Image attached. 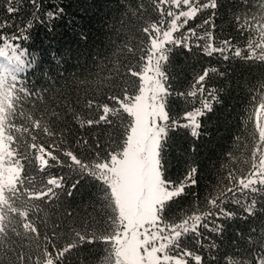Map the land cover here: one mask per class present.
Returning <instances> with one entry per match:
<instances>
[{"label": "trees", "instance_id": "1", "mask_svg": "<svg viewBox=\"0 0 264 264\" xmlns=\"http://www.w3.org/2000/svg\"><path fill=\"white\" fill-rule=\"evenodd\" d=\"M8 2L0 0V31L10 34L19 30L20 37L26 36L27 39L18 38L14 46L23 48L27 59L32 62L23 71L15 72V82L9 77L7 83L0 84V99L2 94L9 98L0 105L3 135L13 136L9 149L16 144L21 145L17 152L28 148V159L19 160L22 165L19 180L25 183L21 185L17 180L16 187L30 189L29 179L36 187H43L49 175L64 177L60 188L54 189L58 199L54 197L48 201L45 197L44 200L32 202L40 204L43 209L34 218L40 236L38 241L32 243L25 241L27 246L23 251L30 253L36 261L39 259L38 245L42 247L47 244L45 232L49 236L53 230L66 234L82 223L90 225L92 218L99 219L104 214L102 197L98 198L104 186L102 181L88 174L70 171L67 166L38 170V160L29 163L38 153L30 148L33 141L28 132L36 137L35 142L44 146L46 151H52L61 161L67 160L63 156L65 150H72L86 164L104 160L112 148H118L122 143L124 129L133 118L121 109L110 116L115 127L108 125L105 132L96 129V126L81 127L74 117L79 116L80 121L85 119L84 104L88 100L113 107L114 103L107 97L117 85L125 88L129 97L139 94L140 77L129 78L118 76V73L126 72L129 62L138 66L147 62L139 61V56L147 53L150 38L148 33L142 30L136 33L125 24L128 16L124 5L132 10L137 0H37L38 9L31 0H13L12 6L18 11L11 14L6 11ZM143 2L144 10L138 23L149 28L153 33L151 39H157L164 31L171 29L170 21L173 18L167 16V9L177 15L181 10H186L177 8L167 0L164 4H160L159 0ZM57 7L63 8V13L58 18L47 17L46 13L55 12ZM213 11L216 15L211 18V23L203 24ZM260 11H264V4L258 0H217L216 9L198 13L187 25L180 27L183 17L176 21L177 30L171 32V41L179 40L180 44L169 41L164 44L167 60L161 62V71L168 77L165 87L171 85L169 90L173 92V95L165 98V110L170 117L175 115L180 124L186 123L182 119L183 112L199 106V97L179 95L186 92L185 85L194 75L209 70L204 84L205 95L209 90L216 93V100L211 101L212 110L198 118V138H193L190 131L182 127L166 129L161 153L168 161L164 175L179 183L186 176L189 165L196 168L195 185L185 186L180 196L167 202L165 215L169 222L172 219L179 222L195 210L205 211L206 196L217 186L221 177L229 171L239 176L249 170L252 150L249 134L252 124L247 121L250 90L264 80V63L233 58L231 51L227 53L229 59L225 60L219 52L208 55L205 47L211 43L213 48H218L224 40L242 47L247 34L237 30L236 18ZM161 13L163 23L160 22ZM26 25L30 27L25 28ZM153 25L160 29L159 33L154 32ZM189 28H197L198 36L203 38L197 39L189 34L185 47V34ZM206 32L211 35H205ZM128 48L132 51L129 52ZM140 48L144 49L143 53L139 51ZM132 53L136 54L137 59H132ZM0 64L14 71L7 61L0 60ZM213 68L215 72L211 71ZM0 74L7 75L4 67H0ZM25 88L26 91L22 92L21 89ZM193 99L196 100L194 105L189 103ZM53 112L58 119L53 117ZM34 120H41L42 126H47L55 136L49 137L39 129H33L31 124ZM167 123L171 124V120ZM25 128L28 132L24 131ZM78 139L87 140V145L77 144ZM97 140L100 142L98 148ZM107 145H111V148H106ZM45 158L49 164L53 163L47 155ZM12 159L18 157L14 154ZM67 163L72 162L67 160ZM4 195L11 196V193L6 189ZM236 196L244 203L254 199L253 212L249 213L240 205L225 201L223 207L232 213L231 216L209 217L202 221V225L207 223L208 227H199L198 239L194 240L193 234L182 238V243L187 241L189 250L202 257L200 264H226V261L228 264L232 261L245 264L247 256L264 242V193L244 190ZM26 199V195L21 196L16 204L23 205ZM214 227L216 231L212 230ZM90 230L96 231L97 236L102 235L94 228ZM15 246L18 247L19 242ZM102 248V240L85 243L80 248L76 264H96L95 254ZM187 259L189 264H196L191 258Z\"/></svg>", "mask_w": 264, "mask_h": 264}, {"label": "snow or ice", "instance_id": "2", "mask_svg": "<svg viewBox=\"0 0 264 264\" xmlns=\"http://www.w3.org/2000/svg\"><path fill=\"white\" fill-rule=\"evenodd\" d=\"M31 2L37 9L39 8L37 0H31ZM159 2L164 4L166 0H159ZM167 2L177 8L186 9L181 10L178 15L171 9L166 10L167 16L173 18L170 21L172 31L177 30L176 21L181 17L184 19L180 27H183L198 13L217 8V0H167ZM258 2L264 4V0H258ZM12 3L13 0H9L6 7V11L10 14L18 11ZM124 10L128 16L125 24L132 27L136 33L141 30L148 33L150 38L147 53L139 56V61L146 60L147 62L139 66L129 62L126 65V72L118 73V76L140 77L139 94L129 97L126 89L117 85L111 89V94L107 97L114 103L113 107L110 108L107 103L96 104L88 100L84 104L85 119L80 121L79 116L74 117L81 127L96 126V129L107 132L106 126L115 127L110 116L115 115L121 109L127 112L134 119L130 125L125 127L124 137L118 148H112L104 160L90 164L84 163L83 158H78L72 150H65L63 156L72 162L69 164L67 160L61 161L57 155H53L52 151H46L44 146L35 142L36 137L28 132L27 128L24 129L33 141L30 148L38 153L34 160H29V163L32 164L38 160L40 171L45 168L67 166L70 171L74 170L80 175L88 174L102 181L104 187L98 193V198L102 197L105 212L99 219L92 218L90 225L82 223L66 234L53 230L52 235L49 236L45 232L44 239L47 244L42 247L38 245V260L34 261L30 253L25 254L23 249L27 245L24 242L38 241L40 236V230L34 218L43 209L40 204L32 202L44 200L45 197L48 201L54 197L58 199L54 189L60 188L64 177L49 175V178L43 182V187H36L29 179L30 189H18L15 180H19L22 169L19 160L28 159V148L17 152V148L21 145L16 144L9 149L8 145L13 141V136L5 137L3 124L0 123V164L15 165L7 169L13 177L5 185L11 196H5L4 189L3 195L0 196V264H76L80 248L85 243L92 244L99 240L103 241L104 248L95 254L96 264H189L187 258L200 264L202 257L189 250L187 241L182 243V238L193 234L192 238L198 239V229L201 226L208 227L207 223L202 225V221L209 217L231 216L232 213L225 211L223 207L225 201L238 204L249 213L253 212L256 201L253 199L250 203H244L237 198L238 192L248 190V193H264V80H261L258 85L254 86V89L250 90L252 94L249 99L250 109L247 113V121L252 124L249 133L252 139V150L249 170L240 173L239 176L229 171L226 176L221 177L217 186L206 196L205 211L195 210L179 222L175 219L169 222V218L165 215L167 202L180 196L185 186L195 185L196 168L189 165L186 169V176L179 183L164 175L167 171L165 164L168 161L161 153L166 129L182 127L188 129L193 138H198L200 135L198 118L212 110L211 101L216 100V93L215 90H209L205 95L204 84L206 77L209 76V70L206 69L202 74L194 75L185 85L186 92H181L179 95L199 97V106L183 112L182 119L186 123L180 124L175 115L170 117L169 112L165 111V98L173 95V92L169 90L171 85L165 87L168 77L161 71V62L167 60L164 41L175 44L181 42L171 41L169 31L163 33V39L159 43L157 42L159 37L151 39L153 33L149 28L142 27L138 23L144 10L143 0H137L136 7L132 10L124 5ZM62 13L63 8L57 7L55 12L49 11L46 15L49 18H58ZM215 15L213 11L209 19L203 21V24H210L211 18ZM162 17L163 13H161V23H163ZM236 24L238 31L247 34L243 46H234L230 40L222 41L218 48H213L211 43H208L205 47L207 54L219 52L223 59L227 60L229 59L227 53L231 51L233 58L264 63V11L258 14L248 13L242 18L238 16ZM28 27L30 25L25 26V28ZM197 27H202V25ZM153 29L155 33L160 31L155 28V25ZM189 34L197 39L203 38L198 36L197 28H189L188 33L185 34V47H187ZM205 35L210 36L211 34L206 32ZM18 38L27 39L26 36L20 37L19 30L10 34L0 31V60L7 61L14 69V71H9L7 65L0 64V67H4L7 73V75L0 74V84L7 83L9 77L15 82L17 80L15 72L23 71L32 63L27 59L23 48L19 45L14 46ZM127 50L132 51L131 48ZM139 51L143 53L144 49L140 48ZM132 59H137L135 53H132ZM133 68H138V70L133 71ZM211 71L215 72L216 69L213 68ZM21 91H26V88ZM8 99L7 95L2 94L0 105ZM189 103L194 105L196 100L193 99ZM53 117L59 118L55 112H53ZM169 120L171 124L167 123ZM31 127L39 129L46 136H55V133L51 132L47 126H42L41 120L32 121ZM76 143L81 146L87 145V140L78 139ZM99 144L97 140V148ZM88 147L91 149V146ZM106 148H111V145H107ZM57 150L59 151V145H57ZM14 154L18 159H12ZM45 155L51 158L52 164H49ZM5 157L8 159L5 160ZM19 183L24 185L25 181L19 180ZM24 195L27 199L23 205H17L16 200ZM93 228L101 231L102 235L97 236L96 231L90 230ZM212 230L217 229L214 227ZM53 240L56 242L54 243ZM17 242H19L18 247L15 246ZM226 264H228L227 261ZM231 264H240V261H232ZM245 264H264V242L254 248L250 256H247Z\"/></svg>", "mask_w": 264, "mask_h": 264}, {"label": "rangeland", "instance_id": "3", "mask_svg": "<svg viewBox=\"0 0 264 264\" xmlns=\"http://www.w3.org/2000/svg\"><path fill=\"white\" fill-rule=\"evenodd\" d=\"M165 32V31H164ZM163 32V33H164ZM169 32L171 33L172 32V29H170L169 30ZM155 39V38H154ZM163 39V34H162V36L160 37L159 36V39H157V42L159 43L160 42V40H162ZM167 40H165L164 41V44H165V42H166ZM149 75H152V73H149ZM166 111V110H165ZM127 113V112H126ZM128 114V113H127ZM133 118V117H132ZM134 119V118H133ZM8 158L7 157H5V160H7ZM9 167H15V165L14 164H0V196H2L3 195V189L4 190H6V189H8L7 187H5V185L8 183V181L10 180V179H13V177H12V173L11 172H9V171H7V169L9 168ZM20 173H21V170H20ZM16 181L17 180H15V184H16Z\"/></svg>", "mask_w": 264, "mask_h": 264}]
</instances>
